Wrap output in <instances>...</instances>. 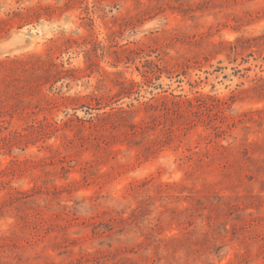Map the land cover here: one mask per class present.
<instances>
[{"label": "rangeland", "instance_id": "374dc122", "mask_svg": "<svg viewBox=\"0 0 264 264\" xmlns=\"http://www.w3.org/2000/svg\"><path fill=\"white\" fill-rule=\"evenodd\" d=\"M0 264H264V0H0Z\"/></svg>", "mask_w": 264, "mask_h": 264}]
</instances>
